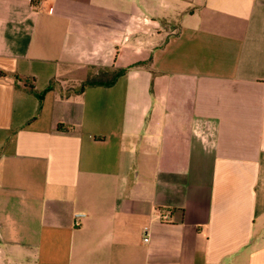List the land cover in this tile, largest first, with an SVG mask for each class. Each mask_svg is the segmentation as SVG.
<instances>
[{"label":"crops","instance_id":"0c3cea01","mask_svg":"<svg viewBox=\"0 0 264 264\" xmlns=\"http://www.w3.org/2000/svg\"><path fill=\"white\" fill-rule=\"evenodd\" d=\"M0 70V264H264V0H0Z\"/></svg>","mask_w":264,"mask_h":264},{"label":"trees","instance_id":"16d2710c","mask_svg":"<svg viewBox=\"0 0 264 264\" xmlns=\"http://www.w3.org/2000/svg\"><path fill=\"white\" fill-rule=\"evenodd\" d=\"M121 72H122V69H118V70L113 71L112 73H110V77L106 81H102V79H100L98 77L87 79L81 84V87H83L85 85H96V84L109 85L115 79V77L118 76ZM2 74H3V72L0 70V75H2ZM14 77L17 78L16 76H14ZM25 86L27 87L28 91L35 94L38 99H41L42 92H35L33 90L31 83L26 84ZM58 127H60V124L58 125Z\"/></svg>","mask_w":264,"mask_h":264},{"label":"rangeland","instance_id":"374dc122","mask_svg":"<svg viewBox=\"0 0 264 264\" xmlns=\"http://www.w3.org/2000/svg\"><path fill=\"white\" fill-rule=\"evenodd\" d=\"M157 23H158V25H160V24H159V23H160V20H158V22H157ZM173 23H174V25H177V24L179 23V20H178V19H176V20H174V22H173Z\"/></svg>","mask_w":264,"mask_h":264},{"label":"built area","instance_id":"2783aa9c","mask_svg":"<svg viewBox=\"0 0 264 264\" xmlns=\"http://www.w3.org/2000/svg\"><path fill=\"white\" fill-rule=\"evenodd\" d=\"M80 215H75V217H79ZM143 241H146V239H143Z\"/></svg>","mask_w":264,"mask_h":264}]
</instances>
